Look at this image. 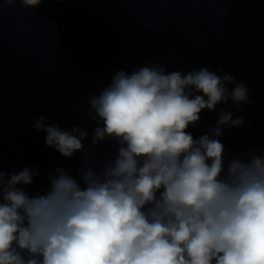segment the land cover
I'll use <instances>...</instances> for the list:
<instances>
[{"label":"clouds","instance_id":"clouds-1","mask_svg":"<svg viewBox=\"0 0 264 264\" xmlns=\"http://www.w3.org/2000/svg\"><path fill=\"white\" fill-rule=\"evenodd\" d=\"M249 91L207 67L118 70L86 112L96 124L92 145L115 142L111 158L87 156L81 180L57 168L48 192L36 196L27 186L38 169L0 167V264H264V153L253 148L225 166L219 139L223 126L245 118L221 109L211 135L188 131L204 109L252 103ZM46 119L33 126L49 147L69 158L84 149L87 130Z\"/></svg>","mask_w":264,"mask_h":264},{"label":"water","instance_id":"water-1","mask_svg":"<svg viewBox=\"0 0 264 264\" xmlns=\"http://www.w3.org/2000/svg\"><path fill=\"white\" fill-rule=\"evenodd\" d=\"M153 63L183 74L207 67L244 83L252 103L204 109L188 131L211 135L221 109L231 111L245 124L222 127L225 166L253 148L264 153V0H44L29 9L0 0V167L38 169L27 186L33 196L48 192L57 168L81 180L87 156L103 162L117 148L112 140L92 145L89 98L118 70ZM41 116L87 130L84 149L69 158L49 147L33 126Z\"/></svg>","mask_w":264,"mask_h":264}]
</instances>
